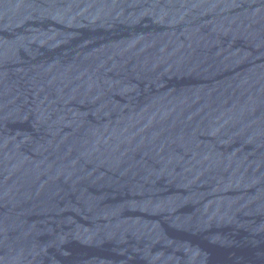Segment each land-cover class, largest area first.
Returning a JSON list of instances; mask_svg holds the SVG:
<instances>
[{
    "label": "water",
    "instance_id": "1",
    "mask_svg": "<svg viewBox=\"0 0 264 264\" xmlns=\"http://www.w3.org/2000/svg\"><path fill=\"white\" fill-rule=\"evenodd\" d=\"M0 264H264V0H0Z\"/></svg>",
    "mask_w": 264,
    "mask_h": 264
}]
</instances>
